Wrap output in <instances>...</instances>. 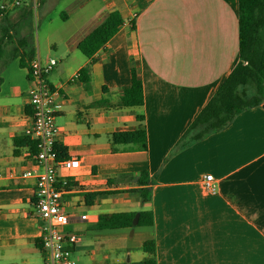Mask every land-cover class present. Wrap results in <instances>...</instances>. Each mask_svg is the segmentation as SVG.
<instances>
[{"label": "crops", "instance_id": "1", "mask_svg": "<svg viewBox=\"0 0 264 264\" xmlns=\"http://www.w3.org/2000/svg\"><path fill=\"white\" fill-rule=\"evenodd\" d=\"M57 2L33 0L38 25L51 26L55 14L61 19L63 34L46 35L43 48L25 39V23L17 29L26 8L0 18L10 35L0 59V264H43L34 179L15 175L33 154L25 130L34 55L57 60L48 74L58 90L57 147L80 160L63 194L64 229L78 235L79 264H144L146 239L154 240L156 264H264V101L175 147L238 60V0H68L53 13ZM114 9L122 24L84 55L78 41ZM131 67L142 82L141 101L122 99ZM137 115L145 148L130 143L112 150L111 134L136 129ZM141 171L147 201L135 182ZM205 174L213 176L216 193L204 189ZM140 210L152 211L151 225H97L114 212Z\"/></svg>", "mask_w": 264, "mask_h": 264}, {"label": "trees", "instance_id": "2", "mask_svg": "<svg viewBox=\"0 0 264 264\" xmlns=\"http://www.w3.org/2000/svg\"><path fill=\"white\" fill-rule=\"evenodd\" d=\"M1 1V0H0ZM65 18L64 14H61ZM123 19L116 9L109 11L104 18L91 28L78 41L80 51L91 56L99 47L117 31ZM7 28H0V59L3 57L6 40L9 38ZM19 65L24 66L22 55ZM264 0H238V60L233 69L218 85L213 95L198 111L189 123L175 147L186 144L218 131L225 127L232 118L242 110L258 105L264 101ZM142 82L134 67L130 69V82L123 89L122 99L141 101ZM138 127L134 130L116 131L111 134L112 150L117 144L138 143L146 146V131L143 116L137 115ZM35 151V142L25 137ZM17 141V139H15ZM58 156L65 157L61 148L57 147ZM147 172L141 171L135 178L139 185L137 191L142 200L150 199V189ZM134 211L114 212L108 221L100 222L99 227L119 228L134 225H151L153 213L151 210L138 211L137 221L133 224ZM142 248L149 255L144 258V264H156L154 258L155 243L153 239L142 242Z\"/></svg>", "mask_w": 264, "mask_h": 264}, {"label": "built area", "instance_id": "3", "mask_svg": "<svg viewBox=\"0 0 264 264\" xmlns=\"http://www.w3.org/2000/svg\"><path fill=\"white\" fill-rule=\"evenodd\" d=\"M20 4V0H1L0 18L10 9ZM57 64L54 57L42 60L31 56L28 61L30 88L28 103L31 121L25 134L35 142V151L27 167L15 175L34 179L33 207L40 219V244L43 264H79L80 255L76 251L78 235L64 229L69 217L63 194L72 187L73 178L68 172L79 166L76 156L59 157L57 136L59 128L55 124L59 103L58 90L51 86L48 74ZM63 169L66 173L59 174ZM202 185L208 193H216V185L211 174H205ZM85 217V214L80 216Z\"/></svg>", "mask_w": 264, "mask_h": 264}, {"label": "rangeland", "instance_id": "4", "mask_svg": "<svg viewBox=\"0 0 264 264\" xmlns=\"http://www.w3.org/2000/svg\"><path fill=\"white\" fill-rule=\"evenodd\" d=\"M26 3L25 5L22 4V0H20V4L17 6V11H22V9H27L28 11H26V14H24V17L22 18V16L18 19V24H17V29L22 30V23H25V28L28 29L27 32L24 34L25 35V39H29V40H36L38 39L42 48L45 46L46 44V40L45 37L46 35H50L51 39H56V37H58L59 35H62L63 32L59 30V24H61V19L55 14L53 15L54 19H53V23L51 24V26L49 27H44L43 25H38V23L36 22V18H35V12L39 11V9L36 8L35 6V2L33 3V0H24ZM68 0H58V2L56 3V6L53 10V13H57L60 9H62V7H64L63 5L67 2ZM76 1V0H75ZM68 26V25H67ZM19 35V33L17 34ZM6 48H8V46L6 45ZM5 48V52H8V50Z\"/></svg>", "mask_w": 264, "mask_h": 264}, {"label": "water", "instance_id": "5", "mask_svg": "<svg viewBox=\"0 0 264 264\" xmlns=\"http://www.w3.org/2000/svg\"><path fill=\"white\" fill-rule=\"evenodd\" d=\"M262 105L264 106V102L262 103ZM137 217H138V215L137 214H135V216H134V218H133V223L135 224L136 223V221H137Z\"/></svg>", "mask_w": 264, "mask_h": 264}]
</instances>
